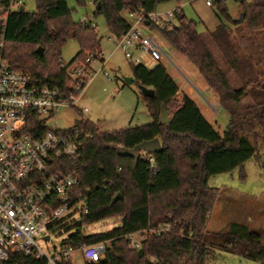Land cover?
I'll return each mask as SVG.
<instances>
[{
	"label": "trees",
	"instance_id": "trees-1",
	"mask_svg": "<svg viewBox=\"0 0 264 264\" xmlns=\"http://www.w3.org/2000/svg\"><path fill=\"white\" fill-rule=\"evenodd\" d=\"M36 1L35 12L16 10L8 14L4 56L17 69L35 78L46 77L53 85L67 90L72 82L71 66L84 62L88 53L103 50L97 27L91 20L74 21L68 0ZM77 1L84 3V0ZM167 1L171 0H96L94 14H103L109 30L117 37L130 27L123 12L148 13ZM237 1L242 10L238 22L229 14L223 0H215L220 22L210 35L226 62L240 76L243 86L238 89L231 85L212 56L197 21L189 19L181 7L174 11L177 26L166 23L161 27L151 23L174 49L198 67L208 88L219 94V105L228 112L230 121L223 134L206 119L201 107L187 92L183 93L171 120L167 124L160 123L162 106L169 109L177 100L179 86L165 65L148 69L141 64L132 65V76L139 85L155 91L151 97L142 92L153 117L151 124L102 131L100 125L82 116L72 128L91 133L80 148L79 158L68 167L79 173L73 195L83 194L89 209L81 215L82 225L107 218L121 219L120 226L106 232L85 235L79 229L66 240L75 247L105 243V258L96 264H208L218 247L264 264L260 232L236 221L226 231L208 229L210 215L223 191L210 186L209 179L232 172L254 157L258 151L249 135L257 138L256 127L264 129V82L253 59L238 56L231 38L232 28L222 20L233 25L244 22L251 33L263 30L264 0ZM8 3L9 0H0L1 6ZM70 37L78 41L80 50L70 64H64L62 49ZM39 46L44 47L42 55L38 53ZM245 94L252 97V104H243ZM25 127L33 132L47 129L34 113L28 116ZM155 137L162 142V150L153 154L155 171L143 155L136 160L118 154L121 146L134 148ZM118 194L122 199L114 202ZM170 222V233L148 234L138 249L131 248L132 233ZM212 237H221L223 241L216 245L209 240ZM10 261L47 264L46 259L22 252H13Z\"/></svg>",
	"mask_w": 264,
	"mask_h": 264
},
{
	"label": "built area",
	"instance_id": "built-area-1",
	"mask_svg": "<svg viewBox=\"0 0 264 264\" xmlns=\"http://www.w3.org/2000/svg\"><path fill=\"white\" fill-rule=\"evenodd\" d=\"M23 3L22 0H9L6 6L0 5V264H18L10 261L13 252L46 259L47 264H73L79 252L84 264H96L105 258V243L76 247L64 243L52 255L43 251L39 239L51 241L50 232L60 227L65 219L77 214L81 217L89 211L85 196L73 195L79 173L68 167L79 158L80 148L91 133L72 129L75 124L69 129L52 130L46 121L63 108L86 116L90 109L83 101L85 89L100 72L110 78V72L105 69L107 61L102 50L101 53H88L84 62L74 63L69 69L72 82L67 90L53 85L46 77L35 78L12 66L4 56L8 14L20 10ZM206 4L211 6L213 1L206 0ZM126 13L130 27L115 37L124 57L132 65L141 64L147 68L150 63L164 65L165 59L170 58L151 23L173 26L174 10L164 14L142 10ZM94 61L102 62L99 71L94 69ZM33 113L47 129L26 130L28 116ZM141 155L149 160L151 170L155 171L154 155L147 152ZM79 204V208L71 212ZM171 230L170 222L132 233L130 246L138 249L146 235H162Z\"/></svg>",
	"mask_w": 264,
	"mask_h": 264
},
{
	"label": "rangeland",
	"instance_id": "rangeland-1",
	"mask_svg": "<svg viewBox=\"0 0 264 264\" xmlns=\"http://www.w3.org/2000/svg\"><path fill=\"white\" fill-rule=\"evenodd\" d=\"M22 1L24 2L25 10L30 12L37 10L36 0ZM95 1L84 0V3L80 4L77 0H68L74 21L84 22L85 20H91L97 27L101 40L100 46L103 48L107 61L105 69L110 72V78L100 72L87 85L84 92V104L89 107L90 111L85 117L100 125L102 131H114L120 128L151 124L153 117L142 95L139 83L135 79L132 82L128 81V78H133L132 64L124 57L123 52L116 45L115 36L108 28L105 16L103 14L100 16L94 14L96 9ZM212 1L213 5L208 6L206 0H171L158 5L155 12L164 14L173 7H181L189 19L197 21L200 33H204L215 30L220 22L219 11L214 4L215 0ZM223 2H225L232 18L237 22L240 21L242 10L239 2L237 0H223ZM123 13L129 18L128 13ZM222 20L232 28L231 38L238 56L241 58L251 57L254 61L255 69L260 72L261 80L264 82V29L251 33L244 22L233 25L224 18ZM172 21L175 26L178 25L176 17H172ZM157 34L163 44H165L168 57L172 59L171 61L166 58L164 65L168 73L175 79L180 91L177 95V100L169 106L171 117L181 104L183 93L187 92L201 106L206 119L223 134L230 121L228 112L219 105V94L215 90L208 88L198 67L190 59L174 49L159 32ZM212 45L217 62L231 85L236 89L241 88L243 82L240 76L226 62L220 50L214 44ZM79 50L78 41L70 37L63 46L61 62L70 64ZM156 66L157 63H150L148 69ZM93 67L96 71H99L102 67V62L94 61ZM242 102L245 105H250L253 103V99L249 94H245ZM80 117L81 115L76 110L63 108L57 111L54 117L49 118L46 121V125L52 130H65L72 128ZM256 131L258 133L257 138L254 135H249V137L252 144L257 148V154L248 159L242 167H238L232 172L212 176L209 179V185L223 190L222 196L217 203H220L221 208L226 206L225 210L229 212L230 216L227 221L229 222V220L233 219L241 221L243 216H238L236 213L241 214L244 212V215H250L252 220L248 226H250L251 230L262 234L264 243V129L257 126ZM79 206L80 204L75 206L71 212H74ZM120 225L121 219L119 218H107V220L82 225L81 217L77 214L72 219H65V222L60 224V227L50 232L51 241L47 242L40 238L39 245L44 252L53 255L56 250H60L66 243L70 235L76 233L79 229L89 235L91 233L106 232ZM209 240L218 245V243L223 241V238L212 237ZM73 264H84L79 252L76 254ZM208 264L261 263L256 260L246 259L240 253H233L218 247L208 259Z\"/></svg>",
	"mask_w": 264,
	"mask_h": 264
},
{
	"label": "water",
	"instance_id": "water-1",
	"mask_svg": "<svg viewBox=\"0 0 264 264\" xmlns=\"http://www.w3.org/2000/svg\"><path fill=\"white\" fill-rule=\"evenodd\" d=\"M22 10H25L24 5H22V7L20 8V11H22ZM38 53H40L42 55L44 53V47L39 46ZM128 81L132 82L133 78H128ZM140 90L147 97L154 96V94H155V91L151 87L148 88L146 86L140 85ZM170 120H171V115L169 113V109L166 105H163L159 122L162 124H167ZM161 150H162V142L158 137H155L150 141H144V142L137 144L134 148H126L124 146H121L118 148V154L120 156L121 155H129V156L134 157L136 160H139L142 157V155H141L142 152L154 154V153L160 152ZM120 199H122V195L118 194L117 196L114 197L113 201L116 202ZM46 237H48V236H46Z\"/></svg>",
	"mask_w": 264,
	"mask_h": 264
},
{
	"label": "crops",
	"instance_id": "crops-1",
	"mask_svg": "<svg viewBox=\"0 0 264 264\" xmlns=\"http://www.w3.org/2000/svg\"><path fill=\"white\" fill-rule=\"evenodd\" d=\"M179 7H173L171 10H176V9H178ZM182 9V8H181ZM213 31V30H212ZM212 31H209V32H204V33H201V35H202V37H203V39H204V42H206V44H207V46H208V48H209V50H210V52H211V54H212V56H214V58H216L215 57V53H214V51H213V45L212 44H214L215 46H216V48L218 49V50H220L219 49V47H218V45H217V43L216 42H214V40L211 38V33H212ZM216 49V50H217ZM221 52V51H220ZM216 60H217V58H216ZM218 61V60H217ZM211 90V89H210ZM192 97V96H191ZM84 101V100H83ZM201 107V106H200ZM202 109V108H201ZM203 112V111H202ZM220 203H217V206H216V208H215V210L213 211V213L210 215L211 216V218H210V221L208 222V229L210 230V231H212V232H218V231H226L228 228H229V226L234 222V221H236V222H241V223H244V224H246L247 226H248V224H249V222H251V220H252V218H251V216L250 215H248V214H245L244 215V212L243 213H241V214H237L236 213V215H238V216H243V219L240 221V220H237V219H233V220H229V222L227 221V218H229L230 216H229V212L228 211H226L225 209V207L226 206H224L223 208H221L220 206L221 205H219ZM228 207H230V206H228ZM249 228H250V226H248ZM259 262V261H258ZM261 263V262H260ZM262 264V263H261Z\"/></svg>",
	"mask_w": 264,
	"mask_h": 264
}]
</instances>
